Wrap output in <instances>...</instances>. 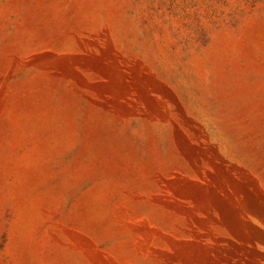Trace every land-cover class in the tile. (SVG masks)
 <instances>
[{
  "label": "rangeland",
  "instance_id": "rangeland-1",
  "mask_svg": "<svg viewBox=\"0 0 264 264\" xmlns=\"http://www.w3.org/2000/svg\"><path fill=\"white\" fill-rule=\"evenodd\" d=\"M0 264H264V0H0Z\"/></svg>",
  "mask_w": 264,
  "mask_h": 264
}]
</instances>
